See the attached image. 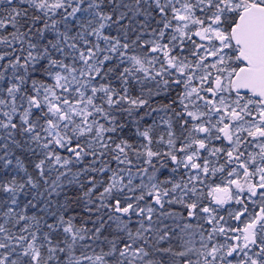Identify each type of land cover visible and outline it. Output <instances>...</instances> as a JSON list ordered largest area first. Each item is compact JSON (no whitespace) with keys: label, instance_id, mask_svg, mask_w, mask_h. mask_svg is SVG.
Returning a JSON list of instances; mask_svg holds the SVG:
<instances>
[{"label":"snow or ice","instance_id":"6c2138e0","mask_svg":"<svg viewBox=\"0 0 264 264\" xmlns=\"http://www.w3.org/2000/svg\"><path fill=\"white\" fill-rule=\"evenodd\" d=\"M0 264H264V0H0Z\"/></svg>","mask_w":264,"mask_h":264}]
</instances>
